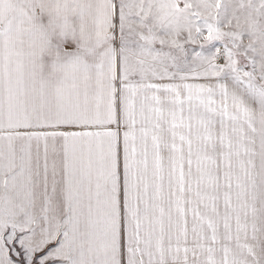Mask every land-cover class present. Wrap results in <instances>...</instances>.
Returning a JSON list of instances; mask_svg holds the SVG:
<instances>
[{
    "label": "snow or ice",
    "instance_id": "snow-or-ice-1",
    "mask_svg": "<svg viewBox=\"0 0 264 264\" xmlns=\"http://www.w3.org/2000/svg\"><path fill=\"white\" fill-rule=\"evenodd\" d=\"M0 264H264V0H0Z\"/></svg>",
    "mask_w": 264,
    "mask_h": 264
}]
</instances>
